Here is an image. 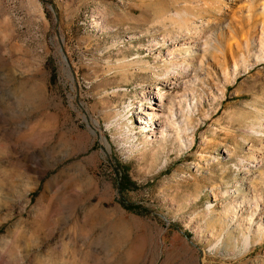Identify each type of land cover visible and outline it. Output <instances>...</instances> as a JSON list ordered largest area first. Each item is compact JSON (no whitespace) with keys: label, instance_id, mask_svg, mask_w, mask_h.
I'll return each instance as SVG.
<instances>
[{"label":"rangeland","instance_id":"rangeland-1","mask_svg":"<svg viewBox=\"0 0 264 264\" xmlns=\"http://www.w3.org/2000/svg\"><path fill=\"white\" fill-rule=\"evenodd\" d=\"M263 25L264 0H0V264H264Z\"/></svg>","mask_w":264,"mask_h":264},{"label":"bare ground","instance_id":"bare-ground-1","mask_svg":"<svg viewBox=\"0 0 264 264\" xmlns=\"http://www.w3.org/2000/svg\"><path fill=\"white\" fill-rule=\"evenodd\" d=\"M206 10L210 11L211 13L213 11L211 8H207ZM250 24H252V23H250ZM260 45H261V47H260L261 52L260 53H261V55H263V57L262 56L261 57H262V60H264V25L262 26V28L260 30ZM203 49L205 51L210 49L207 42H205ZM172 53L174 54V52H172ZM167 54L170 55L169 50H168ZM172 60H173V58H172ZM182 64L186 65L188 63H186V60L184 59ZM176 65H177V62H172L171 67L173 68ZM178 65H180V64H178ZM194 66H196V65H194ZM192 67H193V65L189 64L187 69H190ZM172 71H173V69H172ZM178 71L179 70H177V72L173 71V75L171 74L172 75L171 79H169L170 71H166V79H168V81H164V82L166 84L173 85V89H174V90L170 91L169 97L166 96V94L162 91V89H159L156 97L148 96L146 98V101H149L151 104L146 106V109L148 111L143 112L142 115L146 119H148L149 124H146V125H148L149 128H152V130L147 129L146 131H147V133L150 134V136L153 139L154 138H161L162 139V138L166 137L167 134H169V132L173 128V126H171V123L173 121L177 120L175 113L173 111V103L175 102V100L177 98L175 96V94H178V92L182 86V78H181L182 76H180V73ZM185 74H187V73H185ZM146 93L148 94L149 91H147ZM185 95H189V94H185ZM182 99H183V101H185V100L187 101V99H185V97H182ZM177 104L179 105L178 107H179L180 112L184 113L185 110H183V108L180 106L181 103L179 102ZM261 131L262 130L256 131L254 129V130H252V133L254 135L261 136V134H262ZM262 135H264V134H262ZM151 137H149V139ZM258 163H260V165H262L264 163V157L263 156L258 160ZM246 171H248V170H246ZM249 202H250V200H249ZM249 202L247 205H249ZM245 209L248 210L247 212L250 215V225L253 226V224L256 223L255 220H257V221H259L257 223V225L259 227L258 230L262 231V228H261L262 220H261V218L262 217L264 218V209L261 210V211H263V213H259L260 212L259 211V204L257 202H254V206L253 205L251 207L248 206V207H245ZM252 244H254V241H253V237L251 234H248V236H245L243 238V246L245 249H248L250 247V245H252Z\"/></svg>","mask_w":264,"mask_h":264},{"label":"trees","instance_id":"trees-1","mask_svg":"<svg viewBox=\"0 0 264 264\" xmlns=\"http://www.w3.org/2000/svg\"><path fill=\"white\" fill-rule=\"evenodd\" d=\"M134 210V208H132Z\"/></svg>","mask_w":264,"mask_h":264}]
</instances>
